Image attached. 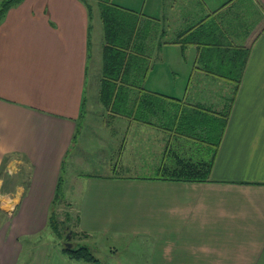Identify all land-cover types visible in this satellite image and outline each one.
I'll use <instances>...</instances> for the list:
<instances>
[{"label": "crops", "instance_id": "0c3cea01", "mask_svg": "<svg viewBox=\"0 0 264 264\" xmlns=\"http://www.w3.org/2000/svg\"><path fill=\"white\" fill-rule=\"evenodd\" d=\"M135 1L111 2L142 15L149 27L144 88L189 107L229 110L226 126L218 146L196 157L191 137L160 126L156 117L149 116V124L109 113L115 164L102 174L72 170L63 177L74 232L80 239L109 229L127 234L125 243L147 248L142 264H264V6L260 0ZM91 20L82 0H22L0 17V165L7 156V168L26 162L28 184L18 186L24 230L46 225L73 146L85 100ZM183 33L192 42L182 48L174 41ZM179 52L192 59L186 86L178 90L163 77L167 87H157L162 78L153 60L170 63ZM177 156L213 159L208 180L159 178ZM20 250L11 263L0 235V264H16Z\"/></svg>", "mask_w": 264, "mask_h": 264}, {"label": "rangeland", "instance_id": "374dc122", "mask_svg": "<svg viewBox=\"0 0 264 264\" xmlns=\"http://www.w3.org/2000/svg\"><path fill=\"white\" fill-rule=\"evenodd\" d=\"M3 1L0 0V6ZM111 1L114 3L118 2L124 6H135L137 4L135 0ZM83 2L87 7L90 5L92 10V29L84 92L85 106L82 111V117L77 123L72 149L63 164L62 177L64 178H68V173L72 170L83 174V176L102 174L113 166L117 160V152L110 143L112 138L111 116H109V112L98 100L99 78L102 67V22L99 16V9L95 5L96 0H85ZM142 12L145 13L147 11ZM145 15L160 17L158 14L152 13H145ZM190 57L187 56L184 59L179 52L178 57L176 55V57L169 58L170 63H164L161 56L154 59L153 66L156 68L157 78H162L157 79L155 85L161 89L167 87L163 77H170L171 86H176V89L183 90L190 73V62H192ZM172 70L176 74H172ZM186 98L192 101V97L187 96ZM201 98L206 100L207 97H200L199 99ZM202 131L205 132L204 129L197 130L191 137L190 146L193 155L196 157H200L204 154L203 150L208 147L211 148L215 143V139L209 138ZM11 158L12 156L3 158L0 165V178L2 180V186L0 187V235L3 234V253L8 249L12 251L11 255H9L11 263L16 256L17 250L21 249L20 252L18 251L19 256H17L16 264H90L83 260L70 258L62 252V247L70 243L71 246L75 247L83 244L89 245L98 263L142 264V254L143 252L145 254L147 248L144 244L125 243L124 239L127 234L123 236L117 232L114 233L113 229H109L108 231H94L91 237L80 239L81 233L77 229V232H74L76 228L74 224L75 212L68 209L69 204L66 203L67 201L64 198L59 200L54 207L55 216L60 222L65 220L72 228L74 235L60 239L46 226L39 230L22 229L21 217L18 216L20 201L18 186L27 187L28 168L23 160L20 165H11L7 168V164L12 161ZM169 159L172 160V157L170 156ZM151 176L156 175L153 174ZM74 205L75 207L78 206L77 203H74ZM67 212L70 214L68 219H66L68 217L66 215ZM114 241L115 244H118L117 250L110 251V246L113 245Z\"/></svg>", "mask_w": 264, "mask_h": 264}, {"label": "trees", "instance_id": "16d2710c", "mask_svg": "<svg viewBox=\"0 0 264 264\" xmlns=\"http://www.w3.org/2000/svg\"><path fill=\"white\" fill-rule=\"evenodd\" d=\"M21 1L4 0L0 6V17L7 9ZM260 2L264 6V0ZM96 4L103 28L99 102L111 114L131 117L149 124H153L149 116L156 117L162 122L160 126L174 130L180 135L192 137L197 130L204 129L205 132H202L206 133L209 138L215 139L214 144L217 147L226 126L229 110L214 112L200 104L189 107L191 105L181 99L147 91L142 84L146 67L143 43L149 34V27H146L144 23L145 17L114 4L111 0H96ZM88 8L91 10L90 5ZM174 42H181L183 48L185 44L192 41L188 40L183 33ZM231 60H234V57ZM212 164L213 159L192 161L177 156L175 165L166 166V175L159 178L177 181H206L209 178ZM62 184L61 172L57 178L45 226L60 239H65L74 235L72 228L65 220L58 221L54 211L57 202L63 198ZM62 252L70 258L83 260L90 264H107L98 263L91 249L84 244L70 248L65 244Z\"/></svg>", "mask_w": 264, "mask_h": 264}, {"label": "water", "instance_id": "95a60500", "mask_svg": "<svg viewBox=\"0 0 264 264\" xmlns=\"http://www.w3.org/2000/svg\"><path fill=\"white\" fill-rule=\"evenodd\" d=\"M66 246H67V247H69V248L71 247V245H70V244H66Z\"/></svg>", "mask_w": 264, "mask_h": 264}]
</instances>
